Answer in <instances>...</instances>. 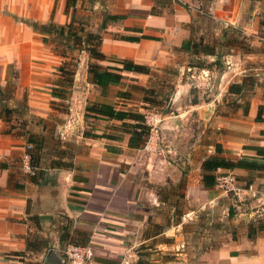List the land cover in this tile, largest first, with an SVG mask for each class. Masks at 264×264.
Listing matches in <instances>:
<instances>
[{"label": "crops", "instance_id": "1", "mask_svg": "<svg viewBox=\"0 0 264 264\" xmlns=\"http://www.w3.org/2000/svg\"><path fill=\"white\" fill-rule=\"evenodd\" d=\"M156 1L77 0L76 14L90 19L86 28L100 33L102 41L99 48L107 56L130 59L156 71L175 65L182 74L185 68L188 75L185 81L177 83L173 103L181 95L186 99L190 89L199 93L200 82L209 75L208 68L202 67L199 69L201 72H197L195 66L189 65L175 53L183 52L180 49L182 40L192 33H203V29L197 25L204 17L218 26L214 33L216 38L227 27H234L255 38L250 53L237 51L235 57H231L234 60H227L226 68L219 73L221 85L227 87L223 91L234 95L231 105L237 112L234 119L238 122L234 126L243 127L245 118L248 128L244 135L238 131L230 138L226 135L223 137V133L219 132L221 138L216 140L219 144L223 143L222 156L232 160L253 158L260 164L256 169L229 170L240 180L249 177L242 190L249 196L250 208L236 218L231 235H224L217 247L204 251L202 260L203 264H264V227L258 228L259 222L264 225V220L260 218L255 224V220L251 219L255 214L257 217L264 216V154L258 155L255 150L246 147H264V121H255L259 105H264V24H260L264 0H207L208 4L201 7L196 3L201 5L204 0H168L166 6L159 8V14H151L150 9L156 5ZM65 5L66 0H0V86L14 88L8 107L15 108V99L21 98L26 112L36 115L38 119L50 117L52 125L58 128L59 133L62 132V138L67 142L77 136L69 133L75 129L77 132L79 127L83 129L79 109L84 90L76 85L77 76L73 77V85L68 88L70 92L59 90L64 76L58 67L68 59V55H60L54 32L31 25L46 26L50 22L56 26L68 24L71 16L70 12L66 13ZM106 13L124 14L126 17L109 22L105 29H101L100 24ZM191 21L196 24L194 31L189 26ZM113 33L149 35L158 39L140 38L137 42H130L116 39ZM122 74L139 79L138 85L145 86L151 73L123 71ZM247 77L254 79L253 86H245L247 89L242 88L240 93L228 92L231 82H246ZM92 84L94 92L87 94L86 100L114 105L113 99H125L116 94L100 96V87ZM114 87L130 91L124 83L107 88ZM225 92H218V95ZM187 100L189 103L184 101L183 109L163 116L165 134L174 136L170 138L172 144L164 140L167 152L162 149L151 151L149 148L153 149L152 145L129 147V134L116 136L109 126L104 130H94L97 134H108L109 138L85 136L82 130V135L74 139L76 143L80 142L82 151L74 155L72 166L39 167L34 178L31 177L32 172L24 169L20 162L25 152L24 137L8 132L10 121L4 120L0 112V264H27L28 256L36 251L26 249V239H41L36 234L44 231L57 232L64 215L74 218L75 228L86 227L90 230L88 243L97 244L94 246L97 251L95 256L102 264H116L114 259L118 254L131 250L133 237L137 240L142 238L140 243L155 240L159 245L165 244L161 241L162 237L175 235L178 238L184 218L178 219L176 204L171 205L170 215L164 219L158 214L164 201L157 200L156 203L154 200L153 204H148L147 188L143 182L158 185L170 183L177 187L183 174L186 191L191 192L194 186L203 185L201 163L207 155L213 154L207 141L211 137L207 130L212 127V116L206 110L216 109L215 100L219 103L220 99L193 103L189 98ZM54 101L69 103L72 115L66 114L62 118L64 113L50 104ZM114 106L124 109L119 105ZM242 111L244 115H238ZM94 116L107 125L121 122ZM196 121H201L199 131L195 134L184 132ZM228 124L232 123L228 121ZM175 138L178 142H175ZM136 169L140 171L139 174L134 172ZM195 178L196 182L193 181ZM173 210L176 214L172 217ZM148 219L156 224L152 231L148 228L143 230Z\"/></svg>", "mask_w": 264, "mask_h": 264}, {"label": "rangeland", "instance_id": "2", "mask_svg": "<svg viewBox=\"0 0 264 264\" xmlns=\"http://www.w3.org/2000/svg\"><path fill=\"white\" fill-rule=\"evenodd\" d=\"M170 3L171 2H169L168 5ZM196 4L201 7L202 5H206L208 3L207 0H204L201 5L200 3ZM163 5L166 6V3L164 0H161L159 8H162ZM170 11L171 9H169V12ZM80 19L84 23L87 22L89 26V18L82 17ZM189 26L192 31L196 28V24H194L193 21L189 23ZM197 26L203 29V33H192L188 38L194 40L203 38L206 42L215 44L217 46L215 47V53L219 54V57L215 58V56H203L200 54L197 56L192 55L190 57L186 52L177 51L175 53L184 58V61L188 62L189 65L192 62L200 61L203 62L202 64L206 69L208 68L209 75L205 77L204 81L200 82L201 90L199 93H194L191 91L192 89H190V91L186 93V99H184L183 95H179L180 97L176 100L177 103H173L177 83L180 80V82L185 81L184 79H186V76L188 75L185 68L182 69L183 73L181 74V72H178L179 67L173 65L167 68H162V70L159 71H156L155 69L151 70L149 68V72L151 74L147 79L145 86L138 85L139 79L132 76H126L123 83L126 84L127 89L130 90V95L124 100H120L118 98L113 99L114 105H119L120 108L122 107L128 110H135L142 115L146 112L159 114L161 119L159 122V128L161 130L159 139L154 141L153 139L148 138L144 144V146H154L153 149L149 148L151 151L162 149L164 152H167L168 148L164 146L166 145L164 140H168V142L172 144V139L170 138L174 136L169 137V135L165 134L163 116L165 113H171V111L176 113V110L183 109L185 107L184 101L189 103L187 100L188 98L192 103L194 101L206 102L213 101L215 98L220 99L219 103L215 100L216 109L206 110L207 113H210L209 116H212V127L207 130L208 135H211V137L207 141L211 144V150L213 153H215V144L218 143L216 140L221 138V136L219 137V132L223 133L222 136L226 135L230 138V135L238 134V131L241 132V135H244L245 129L248 128L245 118H243L242 123L244 128L234 126L238 124V122L234 119L237 112H235L233 105H231L234 103V95L227 94V92L223 91L226 90L227 87L224 88V85H221L219 73H222V71L226 68L227 60H234L231 57H235V54L238 53L237 51L245 54L250 53L253 50L252 44L255 43V38L251 35H246L244 32L234 27H227V29L225 28L224 30L226 31L225 38L228 36V39L226 38V40L223 41L224 30H222L220 37L218 36L216 38L214 33L216 32V29H218V26H216L215 22L205 17ZM113 34L118 35L121 33ZM193 34L194 37L192 36ZM62 48L61 43L57 42V49L61 50ZM67 55L68 59L62 63L64 70L61 73L64 78L61 81V87H59V90L64 91L65 93L70 92L68 88L73 85L74 76H77L75 81L76 85L84 90V93L82 94L83 98L81 101V108L79 109V117L83 120V129L79 127L77 132L75 129L69 134L72 135L75 133L77 136H80L82 135L81 132L83 130V135L86 134L85 136H93V134H97L94 132L96 128L104 130L106 126H109L114 129V134L116 136H125L124 133L126 132H124V130L127 127L121 125V122L107 125L105 122L98 121V117L86 112V106L95 103V101L85 99L87 94L92 91L94 92V86L90 81L91 77L88 75L87 68L89 62L98 63V60H92L85 51H79L76 49L69 50ZM180 61H182L181 58ZM100 63L102 66L112 64L106 61ZM199 69L203 68L196 67L195 71L201 72ZM247 79L249 81L254 80L252 77H247ZM248 80H246V82H249ZM232 83L237 82H231L230 84ZM121 86L123 87L125 85ZM249 86L250 85L248 84L246 85L247 88ZM100 89V96L104 97H110L111 94L115 95V91L117 92L118 90L115 87L113 89H102L100 87ZM218 92L225 93H222L223 95H218ZM65 97H67V95ZM24 104V100L21 102V98L18 97L15 99V109L18 111L10 113V123L8 125L11 124L14 126V132L21 136V134L23 135L24 130H26V126L22 125L23 122L29 123V129L34 132L37 140V145H34L35 147L33 153L36 157H38V167L48 168L52 162L65 164L61 166L63 168H68L69 165L72 166L74 155L82 151V145L80 142L76 143V141H74V139H77L78 137L73 136L71 141L64 142L62 132L59 133L58 128L52 125V121L49 120L50 117L38 119L39 117L36 115L26 112ZM50 104L55 110L64 113V115H62L64 117L62 118H65L66 114L72 115V110L69 109V103H66V101H54L50 102ZM57 111L54 113H57ZM244 112L242 111L238 115L242 116L244 115ZM228 121L232 124L226 125ZM199 122L201 121H196L191 126H188L186 130L184 129V132H191L195 134V132L199 131L201 128V125H198ZM97 125L101 127H98ZM102 127L104 128L102 129ZM68 136L69 135H67V137ZM119 139L121 142L123 141L122 137ZM175 142H178L177 138H175ZM24 144L26 146V142H24ZM220 144L222 146L223 143L220 142ZM223 152L224 149L222 148L221 155ZM20 162L22 163V159H20ZM136 162H139V160ZM134 172L139 174L140 171L136 169ZM137 173L136 175L138 176ZM182 176L185 178L183 174ZM234 176L236 177L237 186L240 189L245 188L247 185L246 181L249 180V177H245V180H240L239 176L235 174ZM183 177L178 180L176 185L177 187L171 185L170 183L158 185L147 181L143 182L144 187L147 188L146 200L148 204L150 202L153 204L154 200L156 203H158V201H164V204H161L160 209H158V214H160V216L162 215L164 219L170 215L169 210L172 208L171 205L174 206L176 204L175 207L176 213L178 212V219L181 218L180 220H183L184 218V223L179 227V232L177 234L178 238H176L175 235L162 237L161 241L165 244L159 245L155 240L147 243H140V239L142 238L137 240L133 237L131 240L133 245L131 250L129 252L118 254L116 257L117 259H114L116 264H203L202 257L204 251L209 248L217 247L222 242L224 235L227 237L231 235L230 233H232L235 229L234 224L236 218L239 217L240 213L249 211V196L243 193V191H241L239 195H235L233 192H224L223 188L215 184L213 187H205L203 185L199 187L194 186L193 191L188 192L186 191L184 183L185 180ZM193 181L196 182V178ZM176 213L173 210L172 217L174 216L173 214ZM260 218L264 220V216L257 217L256 214L251 217V219L255 220V224H257V220ZM73 219L74 218L70 219L64 215L62 218L63 223L62 225H59L60 227L57 232L56 230L55 232L44 231L36 234L40 238L42 237L41 239L38 238L36 240L46 242L47 246L45 249L36 251L29 255V261L27 264H43L46 258L51 256L52 253H55V256L61 259L65 248L72 243L88 244L95 252L94 246L97 244L88 243V236L91 234L90 230L86 227H84L85 229L75 228ZM146 228L152 231L156 228V224L148 219L146 227H144L143 230ZM32 237L33 236H31V238ZM96 253L97 251L95 254Z\"/></svg>", "mask_w": 264, "mask_h": 264}, {"label": "trees", "instance_id": "3", "mask_svg": "<svg viewBox=\"0 0 264 264\" xmlns=\"http://www.w3.org/2000/svg\"><path fill=\"white\" fill-rule=\"evenodd\" d=\"M161 0L156 1V5L152 6L150 9L151 14H159V3ZM76 2L77 0H66L65 11L66 13L70 12V22L66 25L56 26L52 22L48 23L46 26H40L36 23H31L34 28L44 27L47 32H54L55 36L58 39V43H61L63 47L61 50H58L60 55L66 56L67 51L71 49H77L79 51H85L90 59L98 60V61H108L114 63L115 65H105L102 66L99 63L89 62L87 71L91 75V82L95 85L100 86L102 89L107 88L109 85H117L123 83V79L126 77L122 74L123 71L135 72V73H148L149 67L136 63L130 59H115L112 56L105 55L99 48V45L102 41V37L100 33L92 32L88 30L87 22H83L80 18L84 16H78L76 14ZM165 3L168 0H164ZM164 6V5H163ZM124 14H104L100 28L105 29L106 25L109 22H115L120 19L125 18ZM260 24H264V13L262 14V19ZM77 25V26H76ZM76 26V27H75ZM78 27V28H77ZM225 30L223 31V41L228 39V36L225 38ZM116 39L137 42L140 38H148V39H158L149 35H124L118 34L115 35ZM221 45V44H220ZM215 44H211V42H206L203 38L199 40H194L190 38H186L182 40L180 49L183 52H186L190 57L192 55H203V56H215V58L219 57V54L215 53ZM67 50V51H66ZM203 62L195 61L190 65L195 67H205ZM59 71H63V66L58 67ZM249 81V80H248ZM253 86L254 80H250L249 82L242 81L241 83H232L229 85L228 92L230 93H240L242 88L246 85ZM134 87V86H133ZM137 87V86H135ZM14 92V88L12 86H6L2 88L0 86V112L1 116L6 121H10V113L17 112L18 110L15 108L8 107L9 100L12 98ZM130 91L118 90L116 92L117 97L128 98L130 95ZM248 104V103H247ZM26 105L24 104V108ZM87 113H93L94 115H99L105 117L107 119H115L121 121V125L127 127L124 132L129 134L127 145L132 148H139L144 146L145 142L148 139L149 128L143 122V115L134 110L128 109H118L112 104L103 103V102H95L86 106ZM26 110V109H25ZM245 112L247 109L244 110ZM87 115V114H86ZM264 105H259L257 114L255 116V121H264ZM23 126H26V130H24L23 135L25 142L27 145H31L29 149L30 155V166H31V177L34 178L37 173V169L39 168L37 165L38 157H36L33 153L34 145H37V140L35 138V134L33 131H30L28 122H23ZM15 127L10 126L8 132L13 135H18L14 132ZM20 136V135H19ZM94 137H106L109 138L108 134H93ZM33 147V148H32ZM39 147V146H38ZM250 149L256 151V154L263 155L264 147L259 146H246ZM222 147L219 143L215 144V153L207 155L202 163H201V180L202 184L205 187H213L216 184L215 181V171L218 168L232 170L234 168H244V169H256L260 166V164L253 158L242 157L236 160L229 159L225 156L221 155ZM63 166L65 164H59L58 162H52L51 166ZM70 167V165H69ZM264 225L259 222L258 228L263 229ZM252 232V228L249 229V233ZM77 244V243H75ZM47 246L46 242H40L36 239H26V249L30 251H40L45 249Z\"/></svg>", "mask_w": 264, "mask_h": 264}, {"label": "built area", "instance_id": "4", "mask_svg": "<svg viewBox=\"0 0 264 264\" xmlns=\"http://www.w3.org/2000/svg\"><path fill=\"white\" fill-rule=\"evenodd\" d=\"M144 124L149 128L148 138L157 141L159 139L160 128L159 122L161 121L159 114L146 112L143 114ZM31 145L25 146L23 153L22 166L27 171L31 172L29 149ZM215 181L218 186L223 188L224 192H233L239 195L242 189L237 186L236 177L234 174L227 170L218 168L215 171ZM62 264H102L96 260L94 249L88 244H69L63 251L61 258Z\"/></svg>", "mask_w": 264, "mask_h": 264}, {"label": "water", "instance_id": "5", "mask_svg": "<svg viewBox=\"0 0 264 264\" xmlns=\"http://www.w3.org/2000/svg\"><path fill=\"white\" fill-rule=\"evenodd\" d=\"M43 264H62L60 258L55 256V253H52L51 256L47 257Z\"/></svg>", "mask_w": 264, "mask_h": 264}]
</instances>
